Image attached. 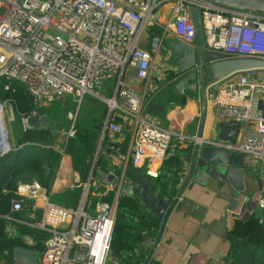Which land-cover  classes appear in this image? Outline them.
<instances>
[{"label":"built area","instance_id":"obj_1","mask_svg":"<svg viewBox=\"0 0 264 264\" xmlns=\"http://www.w3.org/2000/svg\"><path fill=\"white\" fill-rule=\"evenodd\" d=\"M162 1L0 0V75L23 85L33 103L29 112L20 115L22 129H32L33 118L42 117L39 107L66 95L80 101L85 94L93 93L95 87L110 81L112 96L96 94L108 105L101 138L106 133L121 131L114 114L130 115L138 127L130 162L138 168L148 163L147 174L157 177L173 132L159 125L151 115L141 114V97L127 71L137 70L141 78L149 74L151 52L137 44L144 24ZM170 1L174 33L180 40L193 42L195 27L189 7L195 6L201 10L208 51L223 58L264 59L263 14L214 7L205 0ZM9 87L5 84V89ZM192 91L198 92L196 84L192 85ZM206 101L221 122L237 123L236 139L232 142L194 136L191 140L244 155L247 162L257 167L264 185V112L260 108V102L264 101V68L257 69L255 75L239 72L208 85ZM12 106L10 99L0 100V156L13 149L6 129L7 122L13 120ZM88 184L89 181L77 184L83 192L78 205L71 208L51 201L38 181L17 183L10 211L0 217L8 222L26 223L47 234L33 264H106L117 201L99 199L86 209ZM38 197L42 198L43 206L36 223L15 215L25 212L27 202ZM255 198L263 211L264 186ZM25 239L33 242L27 236ZM214 264H226V254H219Z\"/></svg>","mask_w":264,"mask_h":264},{"label":"crops","instance_id":"obj_2","mask_svg":"<svg viewBox=\"0 0 264 264\" xmlns=\"http://www.w3.org/2000/svg\"><path fill=\"white\" fill-rule=\"evenodd\" d=\"M172 19V2L170 0H163L153 12L151 19L144 24V29L140 36L141 38L144 34L142 43L145 41L148 43V38L145 34L146 29L153 32H161L162 29H166L171 37H177L174 33ZM143 48L148 49L147 45ZM160 55V57L157 56V52L154 54L151 53V68L145 78H141L137 70L131 68L128 69L127 76L131 78L136 92L141 97V114L143 116L151 115L159 125L173 132L168 151L176 153L180 160L181 176L176 186L178 192L185 177V154L187 152L181 151L180 147L186 146L197 134L200 104L198 92L191 90L180 92L174 88V84L180 77H176L175 75L172 77L169 75V72L175 70L176 65L174 62L169 61L166 53L161 52ZM111 83L110 81H106L100 86L101 90L106 89V92H109L110 96L113 95L109 87H112ZM97 95L95 94V96ZM113 117L116 122L121 124L122 129L118 133H106L101 138V125L99 152L103 161L108 162V166L106 163H103L105 167H101V170L97 166L100 172V180L96 183L101 185L105 190L115 189L114 200H116L121 194L125 193L122 189H119V185H113L104 176L106 174H113L116 177L127 175L126 181L135 184V180L126 169L128 166L131 168L129 155L133 146V140L137 135L136 129L138 127L135 124L134 118L126 113H117ZM45 121H41L40 126ZM219 123L221 121L214 116L210 105H207L202 138H215ZM21 144L18 148L23 147L27 143ZM247 163L248 166H244L246 168L244 179L248 182L246 183V189L240 192V202L235 209L227 183L220 186L218 181L212 180L211 178L205 180L204 184L189 181L167 219L165 221H159L158 218L154 217L158 220L160 226L161 223L164 224V228L160 240L156 243L147 264H214L219 254H226L228 248L227 234L233 228L235 220L247 219L255 214L258 209L255 197L260 189L255 179L259 175H253L252 169L257 167L252 162L251 164L249 162ZM148 167V163H145L140 168H135L145 176L149 186L155 191V188H157V179L147 174L146 170ZM159 169L157 170L159 171ZM84 182L80 181L78 174L73 169L71 159L67 157L59 172L57 171V174L55 176L53 175V179L48 188L40 185L42 192L51 201L57 202L65 198L64 195L67 191L75 188L74 184L79 187L77 184H84ZM97 184L94 186L95 190H97L96 187H100ZM127 195L136 196L133 194ZM79 197L77 204L80 201ZM136 197L139 199L138 196ZM28 202L23 217H25L26 222L36 223L40 219L42 212V198L38 197ZM29 217H32V220H29ZM155 238L156 236L150 238L145 234L144 241L135 245V254L140 256L141 253H149L148 251L154 245ZM148 240L151 241L149 245H147ZM31 244H35V242L33 241ZM20 248L16 247L15 249ZM24 251L27 252L29 250ZM36 251L38 250L31 248L30 252L32 257L28 260L20 261L17 264H33L38 259ZM22 254L23 251L19 256ZM124 256L123 254L122 257ZM106 264L122 263L121 259L116 257L110 250Z\"/></svg>","mask_w":264,"mask_h":264},{"label":"trees","instance_id":"obj_3","mask_svg":"<svg viewBox=\"0 0 264 264\" xmlns=\"http://www.w3.org/2000/svg\"><path fill=\"white\" fill-rule=\"evenodd\" d=\"M9 84V89H5ZM112 91V89L110 88ZM10 99L14 105L16 117L20 122V115L29 112L33 108L31 97L23 85L11 82L0 75V100ZM44 106L39 107V114L45 116ZM105 118V117H104ZM44 125L45 122H42ZM43 125L35 129L23 130L19 126V139L27 143L18 150L12 149L9 153L0 156V215L10 211L11 199L15 197V189L18 181L37 180L43 187L49 186L53 179V169L44 164L53 159L50 150L40 147L53 145V136L48 128ZM100 128L93 122L89 128L80 127L77 132V145L69 146L72 156V166L78 174L81 182L86 181L89 171V159L96 148ZM27 145V146H26ZM51 149V148H50ZM190 146H181V151H188ZM48 153V154H47ZM55 157V156H54ZM102 158V156H101ZM48 163V162H47ZM180 160L176 153L168 151L158 171L157 188L161 196L173 200L176 197V186L180 181ZM131 167L132 164H130ZM69 190L57 203L75 208L81 187ZM155 190V191H156ZM114 196V191L110 193ZM55 202V201H54ZM29 204V202H28ZM25 212L15 214L24 216ZM25 218V217H24ZM27 218V217H26ZM262 222L255 218V214L247 219H236L232 229L228 231V248L226 252V264H264V210ZM32 220V217L28 218ZM8 221L0 217V254H11L15 246H25L22 237H31L35 242L32 248L41 250L47 234L44 231L28 227L24 224H13L17 234L11 236L6 227ZM160 228L158 220L142 205L136 196L121 194L117 200L116 219L110 241V250L121 259L122 264H141L148 253L135 254V245L144 241V235L154 238ZM149 252V251H148ZM125 255L122 257V255Z\"/></svg>","mask_w":264,"mask_h":264},{"label":"water","instance_id":"obj_4","mask_svg":"<svg viewBox=\"0 0 264 264\" xmlns=\"http://www.w3.org/2000/svg\"><path fill=\"white\" fill-rule=\"evenodd\" d=\"M205 1L214 7L254 11L264 15V0ZM189 12L195 27L193 42L187 43L178 37H171L166 29H162L161 32H153L146 29L145 34L148 38L147 48L149 50L154 51V53L162 51L167 54L170 62L175 63L176 69L171 70L169 75L172 77L173 75L180 77L174 84L176 90L187 92L192 91V85L196 84L198 86L200 118L196 137L202 138L207 113L206 87L212 83L223 81L227 77L239 72L255 75L257 69L264 68V59L254 57L223 58L219 53L208 51L204 39L201 10L198 7L190 6ZM216 88L217 84L214 86V90ZM260 108L264 112V101L260 102ZM45 120V116L41 118L34 117L33 124L35 129H38L41 121ZM217 127L218 138L227 139L232 142L235 141L237 134V123L235 121L221 122ZM193 140L189 141L186 145L190 146V149L185 154V177L173 200L161 196L158 190L153 191L145 176L136 170L135 167L128 169V172L135 180V184L126 181L127 175L116 177L113 174H106L104 177L113 185H119V189H122L125 194L138 196L142 205L154 217L158 218L159 221H165L167 219L170 211L175 206L190 180L198 184H204L205 180L211 178L212 180L218 181L220 186L227 183L235 209L240 202V192L246 189V183L248 182L244 179L246 174L245 167L248 166L244 155L232 154L230 151L209 145H201L198 141ZM252 174L255 176L258 175L257 168L254 167L252 169ZM255 182L261 190L263 185L262 179L257 176ZM261 214L262 209L258 208L255 213V218L259 219ZM163 228L164 224L161 223L154 245H152L148 257L142 264L148 263L156 243L160 240ZM150 243L151 241L148 240L147 245Z\"/></svg>","mask_w":264,"mask_h":264},{"label":"rangeland","instance_id":"obj_5","mask_svg":"<svg viewBox=\"0 0 264 264\" xmlns=\"http://www.w3.org/2000/svg\"><path fill=\"white\" fill-rule=\"evenodd\" d=\"M144 34L140 38V41L138 43V46L145 47L147 45V41L143 42ZM162 51H157V56H161L160 53ZM152 54H154V51H151ZM93 93H87L83 96V98L80 101H76L72 96L66 95L61 97L60 99L48 104L44 105V112L47 114V121H45V124L43 127L48 128L53 136V145H41L40 147L46 148L47 152H52L53 159L45 161L44 164H48L53 169V175L57 174V171L59 172L60 168L63 166V163L65 162V159L69 157L71 159L72 164V156L69 153L68 149L69 146H75L77 145V132L80 127H87L89 128L90 124L93 122L97 123L98 128L101 129V125L103 122L104 117L107 115L108 112V105L107 103L102 99H99L98 96H95V94H99L100 96L104 97H110L109 92H106L105 90H101V88L95 87L92 91ZM118 99V98H117ZM14 106V105H13ZM13 120H10L6 124V129L9 135V142L10 145L13 147L14 150H18V146L22 145L20 139H19V120L16 117L15 109L13 108ZM22 128V126H21ZM216 139H218L217 136H215ZM99 145H100V136L97 139L96 148L93 151L92 156L89 159V171L88 176L84 184H87L89 181V184L87 185L86 193H85V206L86 209H88V205L90 204L92 207L94 201L96 200H104L108 202H114V196L111 197L110 193L114 190H105L101 187V185L97 184L100 172L99 169H97V166H99L100 170L101 167H105L103 163H106L103 161V158H101L100 152H99ZM27 146V145H26ZM51 148V149H50ZM98 150V152H97ZM48 154V153H47ZM97 154V155H96ZM55 156V157H54ZM108 166V162L106 163ZM129 166L126 170H128ZM249 170V169H247ZM93 179H89V178ZM37 181V180H35ZM28 182V181H24ZM100 183V182H99ZM97 184L96 187L97 190H95L94 186ZM83 192V190H82ZM82 192L80 194L82 195ZM118 199V198H117ZM116 199V201H117ZM78 205V204H77ZM117 207V205H116ZM16 222H8L6 230L9 235L14 236L17 234V231L13 224ZM22 224V223H20ZM28 227L34 228L33 226H29L28 224H24ZM23 238V242L26 244L25 246H15L12 249V253L8 254H0V264H17L20 261L28 260L31 256V248L32 245L29 243L25 237ZM31 239V237H29ZM16 247H21L20 249H15ZM29 250V251H24ZM23 251V254L21 252Z\"/></svg>","mask_w":264,"mask_h":264},{"label":"bare ground","instance_id":"obj_6","mask_svg":"<svg viewBox=\"0 0 264 264\" xmlns=\"http://www.w3.org/2000/svg\"><path fill=\"white\" fill-rule=\"evenodd\" d=\"M112 103V102H111Z\"/></svg>","mask_w":264,"mask_h":264}]
</instances>
